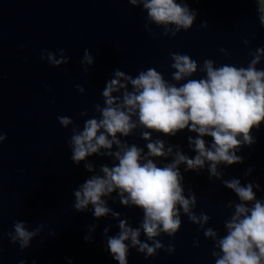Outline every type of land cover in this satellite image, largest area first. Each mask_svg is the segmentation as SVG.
<instances>
[{
  "label": "water",
  "instance_id": "water-1",
  "mask_svg": "<svg viewBox=\"0 0 264 264\" xmlns=\"http://www.w3.org/2000/svg\"><path fill=\"white\" fill-rule=\"evenodd\" d=\"M178 2L195 10L187 29L157 24L142 3L130 0H0V135L5 137L0 140V264H119L108 249L107 236L119 232L121 219L139 227L142 209L123 204L116 191L105 199L119 215L95 217L91 205L84 211L73 206L74 190L91 175L102 174L100 165L116 162L114 157L92 154L86 158L93 165L89 171L85 161L77 164L71 159L73 130H81L89 117L100 116L96 105L105 106L106 81L117 68L133 77L155 68L179 85L184 81L172 77L173 53L194 59L198 67L191 78H200L206 75V59L214 67H247L264 49L258 0ZM85 48L94 58L92 64L81 62ZM49 51L61 60L59 65L49 63ZM256 67L264 69V54ZM58 116L69 117L71 123L62 125ZM143 131L151 132L153 140H164L166 146H179L190 157L196 154L188 137L198 133L187 128L169 135L138 126L127 137L117 135L147 152ZM250 134L253 143L237 150L242 161L220 163V176L210 174L208 161L199 169L179 165L184 195L195 196L192 212L198 217L206 214L208 220L192 221L181 209L180 227L172 235L161 232L155 237L162 247L153 254L126 241L128 264H215L213 252L220 250L205 230L225 235V221L241 202L224 181L235 177L242 185L252 183L256 197L264 199V121ZM172 158L153 159L162 166ZM16 220L36 229L23 249L6 234L14 231ZM139 239L154 244L143 231Z\"/></svg>",
  "mask_w": 264,
  "mask_h": 264
},
{
  "label": "clouds",
  "instance_id": "clouds-1",
  "mask_svg": "<svg viewBox=\"0 0 264 264\" xmlns=\"http://www.w3.org/2000/svg\"><path fill=\"white\" fill-rule=\"evenodd\" d=\"M130 2L142 3L150 20L165 26L175 24L177 30L189 28L196 16L195 10L178 0ZM258 3L260 19L264 23V0H258ZM59 51L63 53L65 50L61 48ZM261 54L264 49L259 50L247 67L230 64L214 67V62L206 59L203 64L206 75L191 78L197 71V62L187 54L173 53L172 67L176 71L172 77L184 81L179 85L166 80L155 68L142 70L135 77L117 68L112 78L106 81L102 91L105 106L96 105L100 116L89 117L81 130H73L71 159L77 164L85 161L84 167L89 171L93 170V165L86 158L92 154L108 155L116 162L111 166L100 165L102 174L91 175L74 190L76 200L73 206L84 211L91 205L95 217L110 212L119 215L110 209L105 199L116 191L123 204L142 209L144 215L139 227L134 228L126 219H121L119 232L107 236L108 249L119 264H128L130 245L126 241L149 255L162 247L154 238L161 232L172 235L178 230L181 209L192 221L208 220L206 214L198 217L192 212L195 196L184 195L181 183L184 177L179 165L184 163L187 169H199L208 161L210 174L220 176L217 167L220 163L230 165L242 161L243 158L237 155L238 147L252 144V127H259L264 121V69L256 67ZM47 58L52 65L61 63L51 51ZM41 59H44L43 53ZM93 60L85 48L81 62L92 64ZM58 120L64 126L71 123L67 116H58ZM138 126L169 135L185 128L198 133L195 137H188L195 156L185 154L179 146H166L160 138L153 140L149 131L141 133L147 141V152L134 143L122 141L117 135L127 137ZM206 136H211L212 140L206 141ZM4 138L0 135V140ZM114 144L116 150H113ZM174 147L176 151H173ZM158 156L173 158L161 166L153 159ZM224 183L235 191L241 202L235 204L231 218L225 221V235L218 236L212 228L205 230V235L213 237L220 250L213 252L215 264H264V199L256 197L252 183L242 185L235 177ZM12 227L14 231L6 233L11 240L18 242L21 249L29 246L36 229L29 230L22 220H16ZM104 231L107 233L108 229ZM141 231L154 241L153 245L139 239Z\"/></svg>",
  "mask_w": 264,
  "mask_h": 264
}]
</instances>
